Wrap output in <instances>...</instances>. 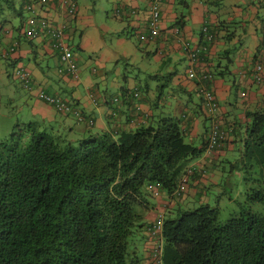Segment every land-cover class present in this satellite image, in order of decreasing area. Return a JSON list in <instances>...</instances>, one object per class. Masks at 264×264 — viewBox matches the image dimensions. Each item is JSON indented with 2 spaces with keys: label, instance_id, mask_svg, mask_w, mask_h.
<instances>
[{
  "label": "trees",
  "instance_id": "16d2710c",
  "mask_svg": "<svg viewBox=\"0 0 264 264\" xmlns=\"http://www.w3.org/2000/svg\"><path fill=\"white\" fill-rule=\"evenodd\" d=\"M27 2L22 3L23 11L32 1ZM210 33L211 42L202 34V55L216 39L215 32ZM223 56L219 76L232 62L227 53ZM257 66L262 81L254 79L255 71L253 81L264 84V69ZM15 70L11 74L16 78ZM203 76L208 79L192 80L202 101L201 116L217 122L224 134L212 155L223 147L227 134L218 122L219 110L215 115L209 112L202 92L215 95L214 73L206 70ZM135 92L131 96L138 99ZM43 101L64 118L85 121L89 128L94 125L67 99L68 111ZM112 102L117 105L119 99ZM215 104L219 108L217 98ZM183 122L173 116L152 117L147 124L116 135L108 131L81 135L58 122H16L0 140V264H264V213L244 210L222 223L219 207L201 201L208 185L200 190L196 208L181 211L178 206L148 228L149 237L160 241L154 250L147 244L140 257L131 242L142 230L144 211L157 191L179 203L191 177L183 188L188 163L206 153L213 125L196 145L185 141ZM238 135L239 156L235 162L227 160L230 172L259 176L257 181L264 182V108L246 113ZM224 172L225 168L218 171L220 180ZM218 182L216 187L221 186ZM262 185L251 202L264 203Z\"/></svg>",
  "mask_w": 264,
  "mask_h": 264
},
{
  "label": "crops",
  "instance_id": "0c3cea01",
  "mask_svg": "<svg viewBox=\"0 0 264 264\" xmlns=\"http://www.w3.org/2000/svg\"><path fill=\"white\" fill-rule=\"evenodd\" d=\"M23 1L29 2L0 0V14L8 8L22 23ZM75 1L78 11L74 18L68 17L58 4H48L42 13L55 23L65 24L67 44L78 67L77 77L59 72L58 57L47 39H27L20 27H12L8 19L0 20V105L4 99L13 101L14 92L18 93L16 88H19L26 91L29 102L25 105L40 121L62 123L81 135L87 131L92 134L108 131L116 135L162 115L183 118L186 139L199 145L203 133L208 131L207 119L201 116L204 110L200 108V98L199 104L193 100L195 84L187 74L192 67L193 80H200L209 70L214 73L211 87L219 101L217 119L226 131V142L212 155L204 153L188 163L187 168L193 173L179 203L160 191L153 198L154 206L151 203L147 212L151 217L154 208L164 205L169 212L185 204V199L192 197L193 200L210 181L216 184L219 160L235 144L239 145L238 133L246 113L264 108V84L255 83L252 77L257 64L264 69V0H162L159 36L152 39L146 25L149 0H106L115 13L112 18L104 9L102 17L113 19L115 22L111 25L104 20L97 21L102 17H96L98 8L91 6V0H82L83 4ZM206 26L215 32L216 39L202 55L200 41ZM12 44L17 48L9 53ZM196 50H199L197 58L191 64L189 51ZM225 53L232 62L225 75L219 76ZM138 58L140 66H135ZM39 60H46L45 70ZM93 60L96 61L94 66L91 65ZM120 62L124 63V69L119 66ZM13 68H23L29 73L30 87L21 86L11 74ZM128 68L142 72L130 77ZM53 83H58L59 88L53 87ZM60 90L75 99L80 109L93 119L92 128L85 121L77 122L70 116L64 118L39 98L41 92L60 96ZM243 91L247 93L245 97ZM133 92L138 94V99L131 96ZM116 98L119 103L114 105L112 100ZM209 123L213 125L211 120Z\"/></svg>",
  "mask_w": 264,
  "mask_h": 264
},
{
  "label": "rangeland",
  "instance_id": "374dc122",
  "mask_svg": "<svg viewBox=\"0 0 264 264\" xmlns=\"http://www.w3.org/2000/svg\"><path fill=\"white\" fill-rule=\"evenodd\" d=\"M102 1L104 2L94 3V1L91 0V6L93 8H98V10L96 11V17H102L103 15H105V12H104V9H105V11L107 10V12L109 13L110 17L113 18L114 17L113 13H115L113 11L114 7L110 5V3L108 2L109 0L108 1L102 0ZM79 2L83 4L82 0H80ZM13 3L15 2L13 1ZM15 6L18 9V5L15 4ZM81 7H84V6L81 5ZM23 15H24V21H25L27 19L26 12ZM110 17L105 18L104 16L102 18H98L97 21L104 20V21H107L111 25V23H114L115 21L113 19H110ZM3 19H8L11 22V26L14 28L22 27V23L20 19L12 12V10L10 11L8 8H4V12L0 14V20H3ZM124 34H127V33L125 32ZM108 37L110 38V35H108ZM108 37L106 38L107 43H109ZM75 41L76 43H78V39H76ZM137 46H138V43H137ZM140 58L136 59L137 61L135 60L136 61L135 66H140L139 65ZM74 59L75 57L72 53V60ZM39 61H40V64L43 65V68L45 70L46 60H39ZM94 64H96L95 60L92 61L91 65L94 66ZM120 64L121 65L119 66L121 68L123 67L124 69L125 68L124 63L120 62ZM127 71L129 72L130 77H133L135 75L137 76L138 75L137 72L138 73L142 72L140 70H136L132 68H128ZM77 72H78V67H77ZM60 73H63L66 76L74 77L72 74L69 73V71H67V69L60 71ZM142 76L143 74H141V77ZM52 80H55V79H52ZM57 85L58 83L54 84L53 87L59 88V86ZM168 86L169 88H172L171 85H168ZM12 88L11 90L12 92H14L13 90H15V88L14 87ZM16 89L18 90L17 91L18 93L14 92L15 99L13 101L4 99L3 104L0 105V140L7 138V136L10 134L12 130V127L14 126L16 122H20V123H25L29 121L38 122V123L40 122L39 116L33 115L32 112H30V109L27 107V104L25 105V102L28 100V98H26L27 97L26 91H23L19 88H16ZM60 92H59L60 93L59 97L63 101L67 99L69 100L70 104L73 106L72 108H75V107H78V109L80 108V105L78 104V102L75 99H72L70 96H66V93L64 90H60ZM43 93L45 94V92ZM192 96H193L194 102L196 104H199L200 96L196 94V92H194ZM183 97L185 96L183 95ZM187 98L188 97L186 96L185 99L187 100ZM161 109H163V107H161ZM153 113L156 114V111L154 110ZM157 114H161V113L157 112ZM162 117L164 116L162 115ZM205 124H206L207 130L210 131L211 125L209 121L207 120ZM185 141L188 142L187 139H185ZM238 153H239V146L235 144L234 148L228 151L227 155L222 157L221 160H219L220 163H219L218 169L219 171H222L225 168V172H224L225 174L222 176L221 180L220 178L217 179L219 182L216 179L215 180H216V183L218 182V184L221 186L219 187H216L215 185L211 186V183H210L211 181H210L208 183V187L206 186L207 188H205L202 194V198H201L203 199L204 202H208L211 206L217 205L219 207L220 209L219 221L222 223L227 222L231 217L236 216L240 211H244V210H248L254 214L264 213V203H258L254 201L251 202V198H253L254 191L257 189V187H259L258 185L260 184V186L263 187L262 183L264 182L260 183L259 181H257V180H260V177L253 176L250 178L248 177V175H245L242 172H234V173L230 172V167H229V164H227V160L229 162H235V160L239 156ZM188 169L189 168H187V170ZM191 175L192 174L184 175V177H187V179H189ZM246 176L248 180L244 179ZM217 177L218 176H216V178ZM152 190L153 189H151L150 192L153 193V197H154L155 191H152ZM157 193L158 194L155 195V197L159 195L158 191ZM198 198H199V194L193 200H192V197L189 199H185V202H184L185 204L180 205L181 211H186V210H191V209L196 208L199 204ZM151 203L154 206L155 202L153 199ZM165 207L166 206L162 205L161 208H158V207L154 208V213L151 217H149L147 211H144V218H143L144 226L142 230L136 231L134 233V236H133L134 238H132L131 240V242H134V244L138 247V252H139L138 254L140 257H144L143 256L144 250H146L145 247L147 244L152 245V247H150L152 248V250H154V247H155L153 245L157 246L160 244L159 239L157 238L153 239L152 237H149L148 228L152 225H156L157 223L163 221V219L167 216V213H168L167 207L166 208ZM143 263L149 264L148 261H143Z\"/></svg>",
  "mask_w": 264,
  "mask_h": 264
},
{
  "label": "built area",
  "instance_id": "2783aa9c",
  "mask_svg": "<svg viewBox=\"0 0 264 264\" xmlns=\"http://www.w3.org/2000/svg\"><path fill=\"white\" fill-rule=\"evenodd\" d=\"M162 3V0H149L148 4V10H147V27L150 30L149 31V38H156L159 36V18H160V4ZM48 4H58L62 8L65 9L66 14L70 18H74L76 12H77V4L74 0H36L35 2H29L26 5V9L28 12V17L24 21V24L22 26V34L23 36H28L31 39L35 38H45L48 40V43L51 45L53 43V48L59 51V58L58 61L61 65L59 68V72L62 70L69 71L70 74H72L74 77H77V65L74 60H72V52L69 48L66 40V27L64 24H58L54 21L48 19V17L42 13V10L48 5ZM1 28V26H0ZM1 30V29H0ZM203 36H205L207 42L213 41V35L210 33V29L208 26L204 27ZM16 44H12L9 48V53H14L16 50ZM197 52L199 50H196L195 52L189 51V58L192 62L195 61L197 58ZM261 67L257 66L255 67V76L254 79L258 82L262 81L260 78V72ZM15 76L17 79H19L20 82L23 83V86L30 87V75L29 73L24 70L23 68H17L15 70ZM187 78L190 80L195 79L194 72L191 69L189 70L187 74ZM208 76H202L200 80H207ZM203 94H205V100L207 102V106L209 108V112L212 113V115H215L219 108L215 104L216 98L215 95L212 94V92L209 91H202ZM137 95V94H136ZM135 95V96H136ZM243 95L246 96L247 93L243 92ZM39 98L45 100L46 102L54 105L58 110H64L68 111V106L66 105V101H63L60 97L54 98L50 95L44 94L41 92L39 94ZM217 122H213V128L211 129L210 136H209V142L207 144L206 153L210 154L212 153L220 144V141L223 139L224 134L218 130ZM187 174H192V170H188ZM185 180H187V177H184V180H182L181 184H185ZM181 189V188H180ZM160 228V225L157 227Z\"/></svg>",
  "mask_w": 264,
  "mask_h": 264
},
{
  "label": "clouds",
  "instance_id": "9594fccd",
  "mask_svg": "<svg viewBox=\"0 0 264 264\" xmlns=\"http://www.w3.org/2000/svg\"><path fill=\"white\" fill-rule=\"evenodd\" d=\"M32 2H35L36 0H31ZM75 1V0H74ZM76 2V1H75ZM28 3V2H27ZM76 4H77V2H76ZM77 11H78V7H77ZM25 12H26V14H27V17H28V12H27V9L25 8ZM76 14H77V12H76ZM76 14H75V16H76ZM49 19V18H48ZM23 24H24V18H23V22H22V26H23ZM65 25V24H64ZM21 28V31H22V27H20ZM72 52V51H71Z\"/></svg>",
  "mask_w": 264,
  "mask_h": 264
}]
</instances>
